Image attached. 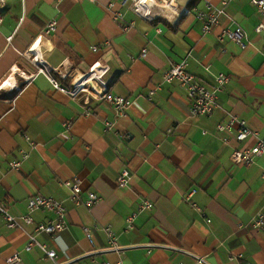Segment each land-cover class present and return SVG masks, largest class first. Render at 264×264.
I'll list each match as a JSON object with an SVG mask.
<instances>
[{
	"label": "crops",
	"instance_id": "0c3cea01",
	"mask_svg": "<svg viewBox=\"0 0 264 264\" xmlns=\"http://www.w3.org/2000/svg\"><path fill=\"white\" fill-rule=\"evenodd\" d=\"M206 1L223 11L219 24L203 32L190 9H204ZM109 3L133 26L123 30ZM171 10L149 20L121 0H4L0 6V199L13 215L29 213L34 224L53 215L28 212L30 195L62 201L67 229L55 239L37 235L59 263L89 264L93 257L114 264L119 255L103 249L100 229L109 225L124 250L123 264H194V256L210 264H264V226H252L264 212V154L249 166L237 164L233 149L253 145L254 138L236 141L234 129L216 130L233 115L264 136V30H255L264 15L249 0H176ZM51 19L56 29L45 35ZM225 27L239 28L244 46L220 42ZM187 54L188 70L205 83L217 73L229 76L209 115L189 112L176 81L162 83L147 98L163 71ZM95 63L106 68V89L131 99L125 116L116 117L103 100L69 96L46 73L64 87L87 77ZM106 119L114 121L111 130ZM21 149L30 155L13 170L8 161ZM122 166L131 172L124 188L116 184ZM73 175L82 179L81 196L94 191L97 203L86 207L69 199L60 181ZM142 200L152 201V208L139 211L127 228L126 216ZM83 226L93 229V243ZM26 240L25 231L0 223V264L16 252V264H55L37 247L24 251Z\"/></svg>",
	"mask_w": 264,
	"mask_h": 264
},
{
	"label": "built area",
	"instance_id": "2783aa9c",
	"mask_svg": "<svg viewBox=\"0 0 264 264\" xmlns=\"http://www.w3.org/2000/svg\"><path fill=\"white\" fill-rule=\"evenodd\" d=\"M229 0H222V4L227 3ZM129 2L131 9L134 13L139 16L145 17L149 20L155 18L156 14L154 11L150 10L147 5L142 3L140 0H121V4H125ZM4 0H0V6H3ZM249 3H252L256 6L260 13L264 15V0H249ZM112 3H109V9L111 11V15L113 20L121 21L122 29L126 30L133 26V23L130 21L129 23L125 22L123 19V13L120 10H112ZM185 12H188L189 9H183ZM193 11L194 18L201 22V30L203 32H208L212 29L213 26H217L219 24V16L222 13L223 9L220 7H216L210 2L206 1L204 9L193 8L190 9ZM181 10L178 12L180 13ZM2 23V15L0 14V24ZM57 21L55 19H51L46 23L44 27V34L49 35L53 33L56 29ZM256 31L264 30V22L259 23L255 27ZM11 36H8L7 39L10 40ZM244 33L239 29L235 28H222L220 29L217 39L222 42L225 39L237 42L239 45L244 46ZM92 50H96V47H92ZM146 54V48L141 49L140 56L143 58ZM190 55L187 54L183 59H180L176 62L170 64V66L163 71L162 80L155 87L151 88L148 92V99H151L154 90L161 86L162 83H171L176 81L180 86L184 89L187 99L189 100V109L193 115H209L214 110L219 107L218 104V95L219 92L225 86V83L229 81V76L223 73H217L214 75L213 83L208 84L203 80L199 79L195 74L188 70V57ZM36 57L34 56V59ZM37 60V59H36ZM97 66L99 71L98 74L93 75V70ZM41 71L46 69H41ZM47 75L50 77L53 84L66 92L69 96L75 97L79 94H86L90 98H94L97 100H103L110 104L113 108L114 115L116 117L125 116L127 113V109L131 106L132 101L130 98L117 95L109 92L106 89V80L103 78V74L106 73V68L100 66L95 63L88 70L87 77H80L77 82L71 81L68 86H61L58 84L56 79L51 76V74L46 71ZM90 110L85 108L84 114H90ZM69 123H66L65 126L68 128ZM114 121L106 119L104 121V127L106 130H111L113 128ZM234 129V138L236 141H243L248 137L254 138V144L247 147H238L234 148L231 153V159L233 162L249 166L254 163L255 159L260 155L264 154V136H261L250 129L246 122L242 119L237 118L236 116L230 115L228 120L224 123L219 122L216 125V130L219 132L229 131ZM23 138L26 141L27 145H29L30 149L35 147L34 141L27 134H23ZM223 141L226 142L227 138L223 137ZM30 151L26 149L19 150V156L17 158H13L8 161V165L13 170H19L24 160L29 157ZM261 176H264L262 173ZM131 179V172L126 166L120 167L117 176H116V184L118 187L124 188L129 185ZM63 186L69 189V199L75 205H84L86 207H91L95 203H97L100 199V196L94 191H87L85 195L81 196L83 191L82 189V179L78 175H73L71 178L63 179L60 181ZM194 189L188 191L186 195V199H189L192 195ZM153 206L152 201L150 200H142L138 203L136 209L129 213L126 218V227L132 228L134 219L139 211L144 209H151ZM195 206V205H194ZM26 207L28 212L34 210H44L50 211L52 213V218L48 219L45 222H39L34 224V221L29 213L21 214V215H13L6 201L0 199V223L4 224L7 228H15L21 229L25 231L27 235L26 243L23 246L24 251H29L34 247H37L42 252V258H47L52 260L55 264H62L56 261V251L52 248L47 247L44 243L40 242L37 238L38 234L44 233L48 235L50 238L55 239L58 234L68 227V222L66 218V209L62 203V201L57 200L51 196H44L41 194H33L30 195L26 199ZM198 209V207H195ZM209 221L208 218H206ZM33 225L31 230L26 229L27 226ZM253 227H261L264 226V212L259 211L252 222ZM84 236L88 239L90 243H93V229L91 227L83 226ZM96 228V227H95ZM103 230L106 236V245L103 248L105 251L115 252L119 255L114 264H123L121 255L123 253L122 247L119 246L117 242V237L114 235V231L111 226L105 225L100 228ZM241 254H238L237 257H241ZM20 260V255L18 252L14 253L7 259L8 264H16ZM89 264H111L109 260H97L93 257L90 259ZM194 264H210L205 258L201 256H194Z\"/></svg>",
	"mask_w": 264,
	"mask_h": 264
},
{
	"label": "bare ground",
	"instance_id": "6f19581e",
	"mask_svg": "<svg viewBox=\"0 0 264 264\" xmlns=\"http://www.w3.org/2000/svg\"><path fill=\"white\" fill-rule=\"evenodd\" d=\"M140 1L144 3L145 5H147V7L152 11H154L156 8L159 10L164 9V11L166 10L172 11L171 9L173 8V5L176 2V0H167V1L166 0H140ZM98 73L99 71L97 69V66H95L92 74L95 75ZM78 80L79 78H75V82H77Z\"/></svg>",
	"mask_w": 264,
	"mask_h": 264
},
{
	"label": "rangeland",
	"instance_id": "374dc122",
	"mask_svg": "<svg viewBox=\"0 0 264 264\" xmlns=\"http://www.w3.org/2000/svg\"><path fill=\"white\" fill-rule=\"evenodd\" d=\"M155 13H162V11L161 10H156V11H154Z\"/></svg>",
	"mask_w": 264,
	"mask_h": 264
}]
</instances>
